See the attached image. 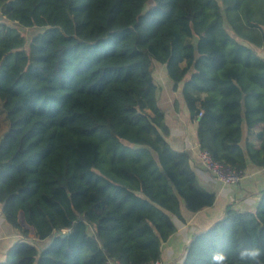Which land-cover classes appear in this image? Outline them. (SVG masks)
I'll return each mask as SVG.
<instances>
[{
  "label": "trees",
  "instance_id": "trees-1",
  "mask_svg": "<svg viewBox=\"0 0 264 264\" xmlns=\"http://www.w3.org/2000/svg\"><path fill=\"white\" fill-rule=\"evenodd\" d=\"M0 13L43 29L27 47L0 22V205L23 235L0 264H155L182 202L215 205L170 142L154 62L185 83L202 150L264 168V0H0ZM248 247L264 249V192L255 211L229 205L183 264Z\"/></svg>",
  "mask_w": 264,
  "mask_h": 264
},
{
  "label": "crops",
  "instance_id": "crops-1",
  "mask_svg": "<svg viewBox=\"0 0 264 264\" xmlns=\"http://www.w3.org/2000/svg\"><path fill=\"white\" fill-rule=\"evenodd\" d=\"M256 51L264 58V46L256 48ZM152 67L153 75L161 87L159 104L166 114V121L171 129L170 142L173 148L190 153L191 165L200 185L217 195V201L213 207L197 213L189 211L182 202L184 221L174 217L177 232L162 245L159 262L161 264H183L188 247L194 238L221 220L229 205L243 211L256 210L258 201L264 192V168L252 167L247 170L238 185L225 186L217 181L214 175L204 168L199 159V152L202 149L197 135L198 125L191 120L190 111L184 99L185 83L175 87L165 65L154 62ZM207 94L203 92L200 96L205 97ZM255 139V137L252 138L254 142H256ZM19 222L23 228L29 230V237L34 238V229L26 223L23 213L19 215ZM22 236L19 230L7 223L0 205V262L8 260L11 250Z\"/></svg>",
  "mask_w": 264,
  "mask_h": 264
},
{
  "label": "built area",
  "instance_id": "built-area-1",
  "mask_svg": "<svg viewBox=\"0 0 264 264\" xmlns=\"http://www.w3.org/2000/svg\"><path fill=\"white\" fill-rule=\"evenodd\" d=\"M1 16V13H0ZM199 159L204 166V168L212 173L214 177L219 181L221 184L225 186H233L238 185L243 177L244 173L238 171L237 169L231 167L230 165L217 161L213 158L212 154L207 150H201L199 152ZM107 264H122L120 261L115 259H109ZM155 264H161L157 262Z\"/></svg>",
  "mask_w": 264,
  "mask_h": 264
},
{
  "label": "clouds",
  "instance_id": "clouds-1",
  "mask_svg": "<svg viewBox=\"0 0 264 264\" xmlns=\"http://www.w3.org/2000/svg\"><path fill=\"white\" fill-rule=\"evenodd\" d=\"M210 264H264V249L248 247L230 259L226 252L217 250L210 258Z\"/></svg>",
  "mask_w": 264,
  "mask_h": 264
},
{
  "label": "rangeland",
  "instance_id": "rangeland-1",
  "mask_svg": "<svg viewBox=\"0 0 264 264\" xmlns=\"http://www.w3.org/2000/svg\"><path fill=\"white\" fill-rule=\"evenodd\" d=\"M0 22H6L7 24L16 27L20 30V32L26 37L27 39V47H29V44L32 40V38L38 34L39 32H41L43 29L42 28H26L23 27L21 25H19L18 23H14V22H9L6 21L5 19H0ZM2 102L0 100V140L2 139V137L8 132L9 130V123L8 120L6 118V114L3 112L2 109Z\"/></svg>",
  "mask_w": 264,
  "mask_h": 264
},
{
  "label": "water",
  "instance_id": "water-1",
  "mask_svg": "<svg viewBox=\"0 0 264 264\" xmlns=\"http://www.w3.org/2000/svg\"><path fill=\"white\" fill-rule=\"evenodd\" d=\"M59 233H57L56 235H58ZM60 235H62L63 237H65V236H67V233L66 232H64V231H62V232H60Z\"/></svg>",
  "mask_w": 264,
  "mask_h": 264
}]
</instances>
